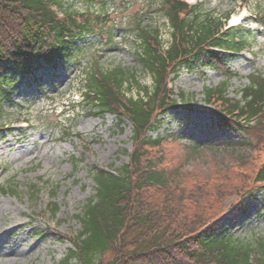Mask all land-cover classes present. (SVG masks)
Here are the masks:
<instances>
[{
	"label": "trees",
	"instance_id": "obj_1",
	"mask_svg": "<svg viewBox=\"0 0 264 264\" xmlns=\"http://www.w3.org/2000/svg\"><path fill=\"white\" fill-rule=\"evenodd\" d=\"M82 1L105 5V0ZM159 8L170 29L165 48L157 32L138 24L135 28L141 42L138 60L150 85H141L132 71L116 67L89 72L80 91L89 113H110L120 124L124 119L130 123L131 150L119 167L92 171L94 193L74 215L80 229L67 236L72 248L56 264H264L262 240L251 247L222 234L211 239L213 223L221 215L264 189V74L252 71L239 98L229 97V80L236 74L226 67L225 53L240 48L233 37L236 29L220 32L222 23L201 17L199 4L161 0ZM107 17L104 12L66 8L62 0H0V96H7L4 88L11 84L6 71L22 77L68 60L72 41L99 34ZM201 66L224 74L202 92L214 115L205 133L215 136V128L236 140L201 147L149 136L158 117L178 106L168 87L171 75ZM174 150L180 152L178 157H173ZM203 151L216 159L208 171L186 169ZM13 187L0 185V193L14 194ZM28 191L38 193L35 185ZM45 210L55 215L56 203L50 201Z\"/></svg>",
	"mask_w": 264,
	"mask_h": 264
},
{
	"label": "rangeland",
	"instance_id": "obj_2",
	"mask_svg": "<svg viewBox=\"0 0 264 264\" xmlns=\"http://www.w3.org/2000/svg\"><path fill=\"white\" fill-rule=\"evenodd\" d=\"M198 1L201 17L209 15L225 27L241 8L249 13L237 28L245 40L238 41L244 42L243 47L226 57V67L236 74L229 80L227 93L238 98L249 73L264 74V0ZM160 2L105 0L104 6H87L82 0H62V6L72 10L104 12L108 17L101 32L76 37L66 61L35 68L22 77L6 71L11 84L5 85L7 96H0V185L16 187L14 194L0 193V264L58 263L72 248L67 236L80 229L74 215L94 193L92 171L113 170L128 161L130 123L124 119L120 124L110 113H89L80 91L89 72L116 67L132 71L141 85H150L138 60L141 42L135 28L138 24L152 34L157 32L161 47L168 45L170 29ZM170 78L172 92L185 99L158 117L149 136L171 137L176 143H197L201 147L227 146L223 141L236 140L215 128V136L205 133L212 127L214 115L202 92L222 81L221 71L207 66L183 68L177 77ZM179 153L174 150L173 157ZM208 154L210 151L199 152L185 168L198 167L205 174L216 160ZM32 185L38 189L37 194L28 191ZM51 191L54 196H50ZM50 201L56 203L55 215L45 210ZM213 225L211 239L222 234L251 247L259 240L264 245V189L253 198L245 197Z\"/></svg>",
	"mask_w": 264,
	"mask_h": 264
},
{
	"label": "snow or ice",
	"instance_id": "obj_3",
	"mask_svg": "<svg viewBox=\"0 0 264 264\" xmlns=\"http://www.w3.org/2000/svg\"><path fill=\"white\" fill-rule=\"evenodd\" d=\"M235 23V21H233Z\"/></svg>",
	"mask_w": 264,
	"mask_h": 264
}]
</instances>
